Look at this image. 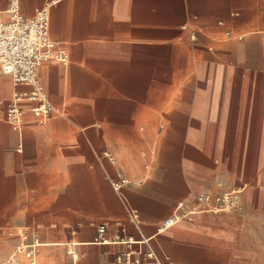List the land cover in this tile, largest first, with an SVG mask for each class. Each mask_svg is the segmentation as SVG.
<instances>
[{"label":"crops","instance_id":"1","mask_svg":"<svg viewBox=\"0 0 264 264\" xmlns=\"http://www.w3.org/2000/svg\"><path fill=\"white\" fill-rule=\"evenodd\" d=\"M47 3L70 60L38 74L62 114L40 123L23 100L20 131L0 119V262L27 227L42 242L36 264H120L127 250L146 264H257L246 231L264 225V0H20L21 11ZM17 88L0 75V112ZM230 186L245 187L240 209L157 231L179 201ZM101 224L121 241H97Z\"/></svg>","mask_w":264,"mask_h":264},{"label":"built area","instance_id":"2","mask_svg":"<svg viewBox=\"0 0 264 264\" xmlns=\"http://www.w3.org/2000/svg\"><path fill=\"white\" fill-rule=\"evenodd\" d=\"M195 37V36H192ZM70 55L67 47L50 36V3L38 9L33 17H26L21 11L20 0H8L5 8L0 5V75L12 78L17 88L6 108L0 112V119L8 122L16 131H20L24 124V108L21 101L32 102L31 111L40 123L46 122L54 114H62L49 99L45 87L39 77L38 67L46 62H60L68 64ZM111 161L115 158L106 153ZM128 177L121 175L111 180V185L120 191L129 184ZM244 186H230L220 192L203 191L195 196V201H179L173 213L166 217L158 226V232H164L183 220L193 221L200 213H225L242 207ZM129 220L138 224L140 214L138 209L129 211ZM99 242H120L119 236L108 240L105 236L106 225L101 224L97 231ZM18 243L9 257L0 264H19L20 257H25L31 264H36V255L42 244L39 234L27 227L18 231ZM125 242L132 244L133 240ZM140 242L148 245L147 258H155L156 254L150 247V238ZM140 253V251H139ZM131 250L123 251L117 256L120 264H146L141 257H135ZM158 264H165L157 259ZM69 264H76V260ZM167 264H174L169 262Z\"/></svg>","mask_w":264,"mask_h":264},{"label":"rangeland","instance_id":"3","mask_svg":"<svg viewBox=\"0 0 264 264\" xmlns=\"http://www.w3.org/2000/svg\"><path fill=\"white\" fill-rule=\"evenodd\" d=\"M246 234L247 241L252 244V250L258 252V257H256L257 264H264V225L262 228L258 227L257 230H255V227H250Z\"/></svg>","mask_w":264,"mask_h":264}]
</instances>
